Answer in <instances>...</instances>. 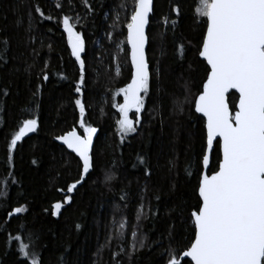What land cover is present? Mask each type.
Here are the masks:
<instances>
[{
	"label": "trees",
	"instance_id": "1",
	"mask_svg": "<svg viewBox=\"0 0 264 264\" xmlns=\"http://www.w3.org/2000/svg\"><path fill=\"white\" fill-rule=\"evenodd\" d=\"M61 3L67 5V0ZM90 3L94 13H87L81 0H73L74 12L55 7L56 0H0V55L7 60H0V264H23L14 242L22 232L39 237L32 247L41 253L42 264H165L162 253L169 238L179 249L194 239L189 216L197 203L205 129L190 102L206 80V64L197 52L206 30L194 15L197 0H154L147 55L153 70L161 71L160 91L152 88L137 132L123 142L115 107L123 97L115 93L130 80L125 41L134 0ZM177 4L179 17L172 10ZM36 5L53 19L43 20ZM76 13L83 19L73 22L87 47L85 122L98 129V136L93 178L68 193L67 186L79 178L81 169L78 158L54 137L74 129L83 132L75 106L80 98L75 92L79 69L62 25L64 14ZM164 17H169L168 24ZM172 19L178 20L174 28ZM43 74L48 81H43ZM185 82L192 95L181 113L176 104L184 102ZM129 116L134 118V112ZM26 118L37 119L40 128L9 152L10 140ZM218 156L214 147L213 163ZM146 167L150 176L145 175ZM109 169L116 177L111 190L104 183ZM124 193L127 202L121 199ZM66 197L72 198L70 204ZM56 203L62 204L59 215H53ZM16 207L27 211L14 214ZM9 211L13 215L6 219ZM133 231L146 237L145 247H133ZM157 240H163V246L153 243Z\"/></svg>",
	"mask_w": 264,
	"mask_h": 264
},
{
	"label": "snow or ice",
	"instance_id": "2",
	"mask_svg": "<svg viewBox=\"0 0 264 264\" xmlns=\"http://www.w3.org/2000/svg\"><path fill=\"white\" fill-rule=\"evenodd\" d=\"M81 3L87 13H94L90 0H81ZM65 6L75 11L73 0H67V5L56 0L55 7ZM153 7V0H134L133 11L126 24L130 82L115 93L123 97V103L115 105L120 113L121 142L137 132L139 114L145 110L152 88L160 91L161 71L158 67L153 70L146 53L151 43L149 26ZM172 10L177 17L180 16L178 4L173 5ZM35 12L43 20L53 19L51 15H45L39 5H36ZM194 15L206 29L197 50L199 58L206 63V80L202 91H198L190 102L194 112L203 118L205 129V145L200 159L202 171L196 188L197 203L189 216L194 239L184 249H179L169 238L162 255L166 256L165 264H264V0H197ZM81 19L83 17L79 13L75 16L64 14L62 19L71 55L79 69L75 92L80 98L75 99V106L79 110V127L83 129L82 133L74 129L54 137L79 158L80 176L67 186L68 193L76 190L85 179H92L95 173L93 138L98 129L86 124L87 101L83 99L87 84L86 40L73 22ZM168 21L169 17L163 18L164 24ZM177 23V19L171 20L173 28ZM113 43L119 48L118 41ZM4 44L7 45L6 40ZM125 55H128L127 50ZM0 60L7 63L3 55H0ZM120 75L121 68L117 65L115 77ZM42 79L46 82L49 77L43 74ZM185 91L184 102L176 104V110L181 113L183 104L189 103L192 95L187 82ZM7 94L5 91L4 95ZM233 97L238 102H233ZM132 112L136 114L134 118L129 116ZM39 128L37 119H24L22 127L11 138L8 151H15L19 141L30 133H37ZM214 147L219 153L215 163L211 159ZM139 162L145 163L144 160ZM170 164L176 167L175 161H170ZM145 175H151L147 167ZM115 179L111 169L105 172L104 183L109 190ZM121 199L127 202V194H122ZM65 202L70 204L72 198L66 197ZM61 208L62 204L56 203L53 215H59ZM26 211L25 207L14 209L17 214ZM12 215L13 212L9 211L5 218ZM140 215L137 214L138 220ZM120 228H124L123 221ZM119 235L122 237L123 233ZM132 235L134 248L136 245L145 247L146 237L140 238L135 231ZM22 239L25 242L18 243ZM38 239L30 232L14 237L17 251L23 254V264H42L41 253L32 247ZM153 243L163 246L164 241ZM105 247L107 242L101 246V251Z\"/></svg>",
	"mask_w": 264,
	"mask_h": 264
},
{
	"label": "water",
	"instance_id": "3",
	"mask_svg": "<svg viewBox=\"0 0 264 264\" xmlns=\"http://www.w3.org/2000/svg\"><path fill=\"white\" fill-rule=\"evenodd\" d=\"M153 6H154V0H153ZM151 17V16H150ZM206 31V30H205ZM126 36H127V31H126ZM67 43H68V39H67ZM68 47H69V49H70V51H71V48H70V46L68 45ZM127 48H128V60H129V65H130V47L129 46H127ZM146 53H147V49H146ZM200 59V58H199ZM201 60V59H200ZM202 61V60H201ZM205 63V62H204ZM206 64V63H205ZM129 82H130V80H129ZM128 82V83H129ZM205 82V81H204ZM202 91V90H201ZM231 94V93H230ZM229 94V95H230ZM237 96H238V94H236ZM238 102V101H237ZM198 116H200V114H198V113H196ZM201 117V116H200ZM202 118V117H201ZM203 119V118H202ZM77 131V130H76ZM78 132V131H77ZM79 133V132H78ZM35 133H30L28 136H26V137H24V139L22 140V141H19L18 142V144L19 143H21V142H23L24 140H26V139H28V138H30L31 136H33ZM67 134V133H66ZM97 136H98V131H97V134H96V136L93 138V148H94V145H95V141H96V138H97ZM55 142L58 144V145H60V146H62V147H64L69 153H71V154H73L74 156H75V154L74 153H72L71 152V150H69L68 148H67V146L66 145H63L58 139H55ZM76 157V156H75ZM78 158V157H77ZM78 160H79V158H78ZM79 186V185H78ZM185 259H188V258H185Z\"/></svg>",
	"mask_w": 264,
	"mask_h": 264
},
{
	"label": "rangeland",
	"instance_id": "4",
	"mask_svg": "<svg viewBox=\"0 0 264 264\" xmlns=\"http://www.w3.org/2000/svg\"><path fill=\"white\" fill-rule=\"evenodd\" d=\"M66 36H67V33H66ZM67 39H68V36H67ZM122 103H123V99H122ZM121 103V104H122ZM141 114V113H140ZM140 114H139V116H140ZM134 115H136L135 113H134ZM116 127H117V130H118V132H119V124H118V121H117V123H116ZM120 134V133H119ZM54 211H55V209H54ZM24 213V212H23ZM14 214H17V213H15L14 212ZM18 214H22V213H18Z\"/></svg>",
	"mask_w": 264,
	"mask_h": 264
}]
</instances>
